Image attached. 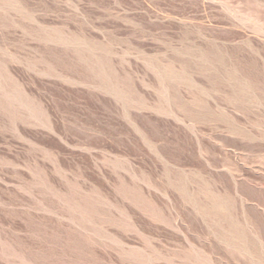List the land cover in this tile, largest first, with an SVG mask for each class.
Returning a JSON list of instances; mask_svg holds the SVG:
<instances>
[{"label":"rangeland","instance_id":"rangeland-1","mask_svg":"<svg viewBox=\"0 0 264 264\" xmlns=\"http://www.w3.org/2000/svg\"><path fill=\"white\" fill-rule=\"evenodd\" d=\"M0 264H264V0H0Z\"/></svg>","mask_w":264,"mask_h":264},{"label":"bare ground","instance_id":"bare-ground-1","mask_svg":"<svg viewBox=\"0 0 264 264\" xmlns=\"http://www.w3.org/2000/svg\"><path fill=\"white\" fill-rule=\"evenodd\" d=\"M123 93V92H122ZM117 97V96H116Z\"/></svg>","mask_w":264,"mask_h":264}]
</instances>
